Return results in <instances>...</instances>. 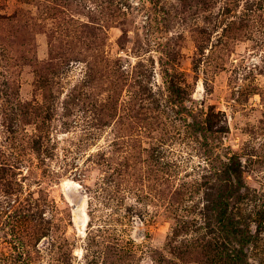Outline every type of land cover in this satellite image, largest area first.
<instances>
[{"label":"rangeland","instance_id":"1","mask_svg":"<svg viewBox=\"0 0 264 264\" xmlns=\"http://www.w3.org/2000/svg\"><path fill=\"white\" fill-rule=\"evenodd\" d=\"M262 211L264 0H0V264H264Z\"/></svg>","mask_w":264,"mask_h":264},{"label":"water","instance_id":"2","mask_svg":"<svg viewBox=\"0 0 264 264\" xmlns=\"http://www.w3.org/2000/svg\"><path fill=\"white\" fill-rule=\"evenodd\" d=\"M67 195H68V198L73 203V206L75 208L81 207V204H82V201H83V196H80L79 194H77L76 192H74L71 189L67 190Z\"/></svg>","mask_w":264,"mask_h":264},{"label":"trees","instance_id":"3","mask_svg":"<svg viewBox=\"0 0 264 264\" xmlns=\"http://www.w3.org/2000/svg\"><path fill=\"white\" fill-rule=\"evenodd\" d=\"M234 178H235V180H237L238 182L240 181L239 177L235 176ZM224 182H226V183H224V184L222 183V184H221L222 187H227V189L233 187V186L231 185V183H232V176H230V175L227 176V177L224 179ZM260 218H261V219H260V225L264 226V211H262Z\"/></svg>","mask_w":264,"mask_h":264},{"label":"bare ground","instance_id":"4","mask_svg":"<svg viewBox=\"0 0 264 264\" xmlns=\"http://www.w3.org/2000/svg\"><path fill=\"white\" fill-rule=\"evenodd\" d=\"M66 187H70V184H66Z\"/></svg>","mask_w":264,"mask_h":264}]
</instances>
